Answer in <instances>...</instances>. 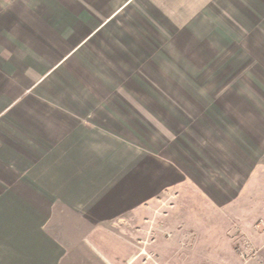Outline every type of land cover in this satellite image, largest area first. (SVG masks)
<instances>
[{
	"label": "crops",
	"instance_id": "0c3cea01",
	"mask_svg": "<svg viewBox=\"0 0 264 264\" xmlns=\"http://www.w3.org/2000/svg\"><path fill=\"white\" fill-rule=\"evenodd\" d=\"M262 26L264 0H0V264H147L169 191L192 234L264 218Z\"/></svg>",
	"mask_w": 264,
	"mask_h": 264
},
{
	"label": "rangeland",
	"instance_id": "374dc122",
	"mask_svg": "<svg viewBox=\"0 0 264 264\" xmlns=\"http://www.w3.org/2000/svg\"><path fill=\"white\" fill-rule=\"evenodd\" d=\"M246 31L248 37L253 34L264 38L263 26ZM247 45L250 47L251 44L246 43V47ZM261 191L264 194V188H262ZM177 199V193L169 191L166 195L161 197L155 205L148 209L150 213L146 223L148 226V233L139 245H135L138 250L137 253L142 256L137 259L138 263H141L143 260L147 264H168V262H172L173 259L169 257L168 259L170 260L163 263L160 259H157V256L153 252L150 251L149 243L152 242L151 238H156V236L161 238L160 236L162 235L164 236L163 238L167 237L166 239L174 242V248H170V251L175 250L177 264H264L263 216L261 219L258 218L253 220L252 225L248 219L237 220L240 221L239 225H236L237 221L235 219L228 220L227 224L229 221L230 224L229 228L225 231L226 235L222 234V231L217 232V234H219L218 236L217 234L210 235L209 233H204L202 230L192 234L193 229L199 225V220H197V222L195 220L197 216L202 213L199 212V210H204L203 203L201 202L202 199L192 196L190 197L192 201H187L186 199L183 201L182 205L179 206V209L172 211L177 208L175 207L177 206ZM220 204H214L215 208L220 207ZM243 206L247 207V204H243ZM258 206V204H250V209L253 211V207H255L256 210ZM167 213L169 216L164 220ZM162 221H164V224L166 223L164 227L165 229L162 227L164 225L161 223ZM192 222H196V226ZM221 222L223 221L217 219L210 220L212 227L216 228L218 226L221 227V225L224 226V224H220ZM177 224H179L180 227H178L179 233L176 235L177 231L173 229L174 227L172 226H179ZM167 225L172 228H167ZM183 228L186 230L185 233H182V230L180 231V229ZM189 229H191L192 232H187ZM176 245L179 246L180 250ZM165 249V251L169 250L166 247ZM178 258L181 261H179Z\"/></svg>",
	"mask_w": 264,
	"mask_h": 264
}]
</instances>
